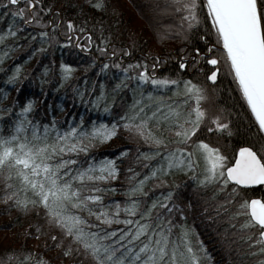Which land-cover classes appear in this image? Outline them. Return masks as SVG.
<instances>
[{
  "label": "trees",
  "instance_id": "16d2710c",
  "mask_svg": "<svg viewBox=\"0 0 264 264\" xmlns=\"http://www.w3.org/2000/svg\"><path fill=\"white\" fill-rule=\"evenodd\" d=\"M98 2L101 7H96ZM198 3L201 22L189 28L183 10L176 9L174 0H37L31 9L26 6L27 0H18L16 5H12L10 0H0V36L3 37L0 39V133L10 134L16 121L25 117L26 123H37L41 131L44 124H51L54 119L61 131L79 124L81 119L84 121L82 127L87 129L94 121L110 125L116 120L121 124L117 135L104 142H95L88 153L80 152L78 156L65 154L69 158L76 156L85 164L89 160L99 162L104 157L115 158L119 169L114 180L88 183L103 189H110L112 185L116 187V191L98 194L103 196L102 203L110 211L114 207L111 202H121L120 219L106 224L95 215L75 209L88 221L84 227L94 232L98 230L96 226L104 232L119 229L114 237L109 238L110 243L129 228L134 232L137 219L141 223L145 219L150 220V228L162 227L156 217L160 214L167 220L171 208L169 223L174 225L173 233L178 234L180 225H185L190 229L192 246L207 253L204 256L198 252L201 264H258L264 257V253L257 251L263 245L252 243L259 239L258 229L238 226L244 217L232 215L236 210L235 203H222L227 193L219 192L213 197L216 188L220 187L218 184L205 187L193 179L191 170L173 169L163 176L167 183L160 182L159 176L147 181L144 185L147 196L141 193L129 196L126 193V189L160 163V157L148 159L141 153L166 146L149 143L139 134L123 128L118 117L131 114L130 105L136 100L142 101L146 111H151L156 105V97H163L165 103L173 106L179 105L185 97L174 89L179 88L182 92L185 80L199 84L208 94V99L201 102L208 115L194 134V140L204 139L218 146L230 160L235 150L245 145L261 154L259 149L264 144V135L258 130L233 76L220 57L221 45L211 28L210 19H205L207 9L203 7V0H198ZM18 9L24 10L23 17L16 15ZM33 11L40 24L25 23ZM69 20L74 25L71 31L67 24ZM41 32L47 35L41 36ZM210 45L213 46L211 51ZM196 49L200 52L197 53ZM200 53L204 54L203 57L195 59ZM211 56L218 57V64L214 67L208 62ZM181 59L185 62L183 69L180 68ZM189 60L192 63L190 68ZM105 63L108 64L107 69L104 68ZM61 64L72 66L71 75L67 78ZM129 64L133 67L125 74L123 69ZM142 68L149 74L155 71L157 77L175 79L178 84L157 88L146 81L138 88L139 77L133 78V73L138 74ZM215 68L219 69L217 79L209 83L208 75ZM125 75L128 79L123 83L127 87H117ZM150 91L153 92L151 103L147 96ZM28 100L33 101L32 108L28 113H21L20 109ZM180 106L187 111V106ZM213 115H219L221 123H227L231 131L216 130L208 123ZM155 123L150 121L149 126L157 135L176 139L175 133L163 123L160 128H156ZM179 146L191 148V144ZM167 147H176V144ZM125 149L126 154L120 156ZM202 166L200 161L195 169L197 176L203 174L200 171ZM13 184L19 187L15 178ZM11 190L4 187V178L0 176V264H35L41 258L45 264H58L59 260L62 264H96L71 235L50 222L42 205L24 207L17 206L15 198L6 200L4 194ZM241 191L243 195L238 194L236 201L252 196L264 198V184L251 189L241 188ZM169 192L172 196L168 205L160 207L162 198ZM18 195L32 197L30 191L25 193L21 190ZM131 199L139 200L143 209L153 200H159V213L153 209L150 217H143L140 212L130 216L123 211V204ZM95 211H99L98 206ZM126 218L133 223L124 224ZM146 236L131 243L138 247ZM130 237L131 234L128 239ZM118 243L125 244V241L119 240ZM117 251L119 253L120 249ZM28 253L32 254V260H24Z\"/></svg>",
  "mask_w": 264,
  "mask_h": 264
},
{
  "label": "snow or ice",
  "instance_id": "6c2138e0",
  "mask_svg": "<svg viewBox=\"0 0 264 264\" xmlns=\"http://www.w3.org/2000/svg\"><path fill=\"white\" fill-rule=\"evenodd\" d=\"M17 2L18 0H10L12 5H16ZM35 2L37 0H27L26 6L31 9ZM174 3L177 10H183L189 28L201 22L198 0H174ZM96 7H101V4L98 2ZM203 7L207 9L205 19H210L217 42L222 45L220 57L223 58L229 74L233 76L240 97L250 110L258 130L264 132V0H203ZM44 10L48 11V9ZM16 15L23 17L25 12L23 9H18ZM35 15L33 11L28 15L25 23L40 24L41 21L34 18ZM67 24L71 31L74 27L73 22L69 20ZM40 35L46 36L47 33L41 32ZM2 38L0 36V39ZM212 47L209 46V51ZM196 52L199 53L200 50L196 49ZM203 55L200 53L196 59H201ZM208 62L217 65L218 57L211 56ZM71 67L68 64H61L65 78L71 75ZM116 67L119 68L120 64L117 63ZM132 67L133 65L129 64L123 69L124 73L127 74ZM104 68H108L107 63ZM180 68H185L183 59ZM218 70L217 68L211 71L208 79L215 81ZM137 75L140 81L138 88L146 81H150L157 88L178 84L175 79L157 77L155 73L149 74L143 68L138 74L133 73V78ZM125 79H128L127 75L122 77L117 87H127L123 83ZM174 91L185 97L179 105L173 106L165 103L163 97H156V105L151 111H146L142 101L136 100L130 105L131 114L125 113L124 116L118 117L123 128L139 134L149 143L166 146L150 153H141L148 159L153 156L160 157V163L137 180L134 186L126 189V193L129 196L135 193L147 196L144 185L150 178L159 176L160 182L167 183L163 180V176L171 170L180 169L185 172L191 170L193 179L197 180L199 185L220 186L216 188L213 197L219 192L227 193L222 203H235L236 210L232 215L244 217L238 226L242 229H258L259 239L253 240L252 243L264 244V198L252 196L250 199L245 197L236 201L238 194L243 195L240 186L264 184V144L259 149L261 153L259 155L253 147L241 146L235 150L230 160L218 146L204 139L194 140V134L208 115V110L201 103L208 99V94L192 80L184 81L182 92L179 88ZM147 96L151 103L153 92H148ZM93 103L96 101L94 100ZM180 105L187 106V111ZM32 106L33 101L28 100L20 112L28 113ZM26 120L27 117L24 120H17L10 134L0 133V176L4 178L5 188L13 189L5 192L6 200L15 198V204L24 207L29 204L42 205L50 222L64 229L65 234L71 235L73 240L93 257L96 264H201V256L198 252L203 253L204 256H207V253L203 252L202 248L197 250L192 246L189 239L190 229L185 225H180L178 234L173 233L174 225L169 223L171 208L167 220L160 214L156 217L162 227L157 225L150 228V220L145 219L141 223L137 219L134 232L129 228L110 243L109 238L114 237L119 229L104 232L96 226L98 230L94 232L84 227L88 221L75 209L95 215L106 224L120 219L121 202H111L114 207L110 211L109 207L102 203L103 196L98 194L101 191H116V187L112 185L110 189H103L97 184L88 183L114 180L119 169L116 167L115 158L104 157L99 162L89 160L85 164L76 156L69 158L65 154L78 156L80 152L88 153L95 142H104L117 135L121 124L116 120L110 125L103 121L99 124L94 121L91 128L87 129L82 127L84 121L81 119L79 124L61 131L54 119L51 124H44L41 131L37 123L31 121L26 123ZM153 120L156 122V128H160L163 123L169 131L175 133L176 139L169 140L167 137L157 135L149 126V122ZM211 122L216 130L231 131L227 123L220 122L219 115H213ZM29 129H31L30 134ZM171 144H176V147H167ZM181 144H191V148L180 147ZM126 152L127 149L119 155L123 156ZM160 152H163V156H160ZM200 161L203 162L200 168L203 174L197 176L195 169ZM133 175L135 176V173ZM14 178L18 181L19 187L13 184ZM230 182H232L231 187H229ZM21 190L25 193L30 191L32 197L29 199L19 196ZM171 196V192L164 196L163 204H160L159 200H153L146 209L141 208L139 200L131 199L123 204V211L130 216L140 212L143 217H150L153 209H157L159 213L158 204L160 207L168 205ZM97 206L99 211H95ZM123 223L132 224L133 221L126 218ZM130 234L131 237L128 239ZM145 234H147L146 238L138 247L131 243ZM119 240L125 241L127 247L125 244H119ZM257 251L264 253V247L258 248ZM32 259L31 253L24 255V260ZM35 264H45V262L41 258L35 261ZM258 264H264V257Z\"/></svg>",
  "mask_w": 264,
  "mask_h": 264
},
{
  "label": "rangeland",
  "instance_id": "374dc122",
  "mask_svg": "<svg viewBox=\"0 0 264 264\" xmlns=\"http://www.w3.org/2000/svg\"><path fill=\"white\" fill-rule=\"evenodd\" d=\"M195 59H196V58H195ZM188 63H189V66H188V67L190 68V67H191L190 64H192V63H191V60H189ZM214 66H215V65H214ZM214 66H212V67H214ZM151 70H153V69H151ZM213 70H216V68L213 69ZM153 73H155V71H154ZM209 121H210V122H209ZM209 121H207V122H208V123H211L212 125H214V124L211 122V118H209ZM220 122H221V120H220ZM58 264H62V261L59 260Z\"/></svg>",
  "mask_w": 264,
  "mask_h": 264
},
{
  "label": "water",
  "instance_id": "95a60500",
  "mask_svg": "<svg viewBox=\"0 0 264 264\" xmlns=\"http://www.w3.org/2000/svg\"><path fill=\"white\" fill-rule=\"evenodd\" d=\"M210 64V63H209ZM211 65V64H210ZM211 66H213V65H211ZM208 81H209V83H214L215 81H212V80H209L208 79ZM263 134H264V132H263ZM230 183H232V182H230ZM257 185H252V186H240V187H243V188H252V187H256ZM264 245V244H263Z\"/></svg>",
  "mask_w": 264,
  "mask_h": 264
},
{
  "label": "bare ground",
  "instance_id": "6f19581e",
  "mask_svg": "<svg viewBox=\"0 0 264 264\" xmlns=\"http://www.w3.org/2000/svg\"><path fill=\"white\" fill-rule=\"evenodd\" d=\"M221 48H222V45H221ZM189 64V63H188ZM262 134H263V132H262ZM264 135V134H263ZM233 158V157H232ZM231 158V159H232ZM232 184V183H231ZM240 188H243V187H240ZM252 188H254V187H252ZM243 189H251V188H243ZM263 245V244H262ZM263 247H264V245H263Z\"/></svg>",
  "mask_w": 264,
  "mask_h": 264
}]
</instances>
